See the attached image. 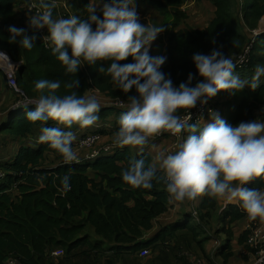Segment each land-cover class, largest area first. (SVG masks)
Segmentation results:
<instances>
[{
    "label": "trees",
    "instance_id": "trees-1",
    "mask_svg": "<svg viewBox=\"0 0 264 264\" xmlns=\"http://www.w3.org/2000/svg\"><path fill=\"white\" fill-rule=\"evenodd\" d=\"M67 1L71 16L87 18L89 0ZM192 1L199 3L201 0H136L137 12L143 7L153 10L158 16L154 26L164 29L166 62L161 71L175 86L185 82L191 73L190 86H194L202 79L192 62L194 54L208 55L219 50L235 60L252 44L247 67L235 69L242 79L250 80L256 64L264 63L260 54L264 52V34L254 38L251 34L264 19V0H206L214 11L204 29L186 25L188 16L181 7ZM28 2L0 0V49L6 51L12 61L22 63L17 84L27 98L38 99L40 93L35 89V82L41 79L59 80L61 87L57 94L60 96L72 91L78 96L89 95L90 89H94L104 98L129 102V97L137 95L134 88L124 93L112 81L106 71L111 61L97 62L94 66L85 64L76 73H67L65 66L51 54L49 47L41 43L36 33L16 21V7ZM53 16L58 18L55 9ZM61 16L68 18L69 14ZM10 25L24 28L28 36H36L30 51L9 43L7 28ZM131 62L128 57L119 63ZM101 64L105 67L104 72L98 71ZM75 80L78 83L73 89L65 87ZM1 86L8 88L4 78L0 80ZM13 103L2 109L0 145L8 142L18 147L23 140L27 142L31 136L36 137L42 124L27 120V113L34 110L24 112L23 106L12 108ZM263 105L264 77H261L260 86L255 90L246 86L234 95L224 90L218 92L208 100L203 120L208 122L211 109L232 125L251 122L257 119L255 112ZM123 111L101 106L98 116L105 122L106 116H120ZM183 112L184 109L178 110V115ZM44 126L57 125L50 120ZM77 127L74 125L75 129L71 130L75 131ZM98 132H87L80 137L100 135ZM132 158H143L146 166L151 165L146 154L133 155L127 148H115L110 154L99 155L85 163L65 165L60 154L47 144L20 145L13 159L5 158L0 163L5 177L0 181V264L9 258L22 264H195L197 259L213 264L211 258L218 259V264H228L233 254L231 229L241 220L249 222V230L239 235L237 243L251 255L257 254V248L247 244V240L259 218L249 220L238 204H227L222 218L218 212V199L209 196L200 197L199 213L190 210L183 221L178 220L146 237L154 227L153 222L168 211L171 196L163 180L154 181L150 190L134 189L124 183L121 171ZM65 174L70 175L71 190L62 195L60 179ZM158 175L163 176L162 173ZM246 186L264 190V177H257ZM209 226L217 227L216 235L225 236L220 248L214 247L217 251L212 253H207L204 248V243L211 238ZM202 233L208 236L202 237ZM57 249L62 250V257L51 260L50 252ZM144 250L150 253L146 261L140 260Z\"/></svg>",
    "mask_w": 264,
    "mask_h": 264
},
{
    "label": "clouds",
    "instance_id": "clouds-1",
    "mask_svg": "<svg viewBox=\"0 0 264 264\" xmlns=\"http://www.w3.org/2000/svg\"><path fill=\"white\" fill-rule=\"evenodd\" d=\"M37 7L40 11L28 14V26L34 31L47 30L43 39L67 73L74 74L85 64L111 61L106 71L117 87L124 93L135 89L137 95L129 97L127 109L119 116L116 145L133 146L143 152L149 140L162 132L180 137L174 150L155 154L159 168L156 163L146 166L143 158L129 160L121 171L124 183L134 189L150 190L154 181L163 180L166 191L177 202L209 196L238 204L249 220L264 218V191L246 186L264 177V121L232 125L210 109L208 122L203 117L190 122L189 111L197 103L207 104L221 90L230 95L246 86L255 90L264 77V65L256 66L250 80L242 79L235 72L236 62L221 51L197 53L192 62L202 79L190 86V73L185 82L175 86L161 71L166 57L150 55L152 42L164 29L139 22L136 0H89L86 19L77 15L54 18L57 0H39ZM7 32L9 43L29 51L34 47L36 36L26 35L24 28L10 25ZM128 57L131 63H119ZM98 71H105L103 64ZM77 83L75 80L65 87L73 89ZM60 87L59 80L35 82L40 95L33 101L34 111L28 112L26 118L41 122L40 143L55 150L65 163H79L73 149L77 137L71 129L74 125L94 126L101 105L95 96H78L75 91L60 96ZM180 109L186 110L184 118L178 115ZM50 120L57 126H44ZM60 184L61 194H67L71 190L70 175L65 174Z\"/></svg>",
    "mask_w": 264,
    "mask_h": 264
},
{
    "label": "crops",
    "instance_id": "crops-1",
    "mask_svg": "<svg viewBox=\"0 0 264 264\" xmlns=\"http://www.w3.org/2000/svg\"><path fill=\"white\" fill-rule=\"evenodd\" d=\"M192 3H190L189 5H191ZM188 5V6H189ZM185 7L184 11L187 13L188 19L186 20V22L189 20V12H194L192 13V15H195L194 20L199 21L201 20V25L202 26H195L196 29H204L208 23L210 22V20L213 17V8L210 5V3H208L206 0H201V3L198 6H191L190 7V11L187 9V7ZM21 7H25V5H22ZM19 9V8H18ZM24 8L20 9L19 11H17L18 15L16 18L17 22H20L21 24H23L24 26L28 27V22H27V17L28 15L25 13V10H23ZM144 9V11H143ZM23 10V11H22ZM142 10V11H141ZM141 10H139L138 16H139V22L142 24H148L150 26H154V23L157 24L158 23V16L156 13H152L153 10L149 9V8H141ZM155 17V20H153V18ZM153 21V25L150 23L149 20ZM187 25V24H186ZM195 25V23H190V26ZM264 25V19H261L260 22L258 23V27H261ZM31 29V28H30ZM32 30V29H31ZM45 34L47 35V30L46 29H42ZM33 32L36 33L38 31H34ZM38 38V37H37ZM41 41V38H38ZM42 43V41H41ZM159 47H161V49H159ZM159 49V52L157 54H155V52L157 51L156 49ZM150 55L152 56H165L166 57V43L163 37V32H161L160 34H158L156 40H154L150 46ZM261 58V55H259L258 57V61ZM262 60H264V55H262ZM262 63V61H260ZM259 62V63H260ZM260 65V64H259ZM264 65V63L262 64ZM8 90H6L5 88H3L2 86L0 87V113L2 117L4 115V112L2 111V109L4 107L9 106L14 100V96L12 98V95L14 94L12 91L10 93L6 92ZM92 95L95 96L97 98V100L99 101L100 105L104 108H107L105 101H104V97L102 96V94H100L98 91L94 90L92 91ZM255 116L257 117V120L260 121H264V105L258 109L255 112ZM3 118V117H2ZM118 120H119V115H108L106 116V120L105 122L101 121V118H99V120L96 122V124L94 126H90L87 128H79V126L77 127V129L73 132L78 133L80 132V134L77 137L78 138L84 134L87 133L89 131H100V140L97 143V145L94 147L95 149H99L101 151V155H107L110 154L115 148H121V149H125L127 148L131 154L136 155V154H141L144 153L146 154L150 160H151V164L156 163L157 167L159 168V162H156L154 160L155 154L157 152L160 151H170L171 149V145H172V140L170 138H162V139H150L149 140V144L147 146H145V149L143 152H138L137 148L133 147V146H118L114 143L115 141V136L116 133L119 129V124H118ZM104 132V133H102ZM99 133V132H98ZM41 134L40 130L37 131L36 133V137L31 136L29 138V140L27 142H24V140L22 142H20V145H25L28 144L29 146H37L39 144L38 141V136ZM75 141L73 144V149L77 152L78 156H79V161H81L82 163L87 162L86 161V157L91 153L90 150H80L78 149V141ZM3 143L0 145V163L4 162L5 158H10L13 159L17 149L19 148L16 147L14 148L13 145L11 148H9V146L5 147V145H3ZM9 152V155L7 156V153ZM162 173V172H159ZM163 174V173H162ZM94 177H96L95 175H93ZM264 191V190H262ZM192 202L194 201H188L185 200L183 202H177L175 201L172 197H170V201H169V209L166 212V214H164L163 216H160L159 218H157L153 223H154V227L153 229L148 232L146 234V237H151L153 235L156 234V232L160 229V228H164V227H168L173 225L176 221L180 220L183 221L185 219V216L187 215V213L192 210L191 209V205ZM218 203V212L220 213L221 217L223 218V211L226 207L227 204H236V203H227L225 200H221L218 199L217 200ZM158 222V225H156V223ZM165 222V223H164ZM219 224L222 226V222L219 221ZM258 226L261 227V230L264 233V218H259L258 222H257ZM232 232H233V236L231 239V247H232V257L229 259L228 264H254L255 263V259H256V255H251L250 253L246 252L243 246L238 245L237 243V238L239 237V235L245 231V230H249V222L247 220H241L236 222L233 226H232ZM218 238H222L221 242L218 240V242L221 244L225 238L224 235H216ZM215 240H217L215 238ZM206 242H208V245L206 244ZM204 243V248L206 250V252L208 253H212L214 251H217V248H214V240H207ZM263 247H264V243H263ZM220 247H218L219 249ZM244 256H246V258H244ZM195 264H205L204 261H199L197 260L196 262H194ZM218 259H217V262Z\"/></svg>",
    "mask_w": 264,
    "mask_h": 264
},
{
    "label": "built area",
    "instance_id": "built-area-1",
    "mask_svg": "<svg viewBox=\"0 0 264 264\" xmlns=\"http://www.w3.org/2000/svg\"><path fill=\"white\" fill-rule=\"evenodd\" d=\"M39 3V0H29L27 4V9L30 14H36L40 9L37 7ZM55 11L57 13V17H63L61 16L64 13L69 14V8H68V1L67 0H57V7L55 8ZM251 34L254 37L264 34V25L261 27L256 28L255 30L251 31ZM46 34L44 31L41 29L37 32V37L41 38L42 44L48 47L46 44V41L43 39V37ZM252 44L248 45L243 52L236 57L234 60L237 64L236 69H245L249 63V53L251 50ZM0 53H3L5 56H0V70L3 73L4 79L6 81V84L9 89H11L13 92L16 93L17 97H19L18 102H16L15 107L19 106H34L33 101L36 99L32 98H27L24 93L19 89L18 87V78H17V73H19V68L21 66V62H14L11 60L10 56L8 53L2 49H0ZM242 61V62H241ZM89 95H92L91 91L88 93ZM129 102H125L124 100L121 99H108V105L107 107L111 108H116V109H121V110H126L127 105ZM191 113V121L190 122H195L198 118L204 117L206 111H207V104L205 105H200L197 103L196 107L192 108L189 110ZM186 114V110L180 115L181 118H184ZM182 135L186 136V133H183ZM164 136H168L173 140V145L171 146L170 151L175 149V146L180 142V137L179 136H174L169 132H162L160 135H157L154 138H162ZM100 140V135L99 134H89L87 136L81 137L80 140H78V147L80 149L84 150H90L91 153L86 157V161H91L95 158H97L99 155H101V151L99 149H95L94 147L97 145V143ZM82 163L79 161V163L72 162V163H65V165H73V164H80ZM4 173L2 170H0V181L3 180ZM264 233L261 230L260 226H255L249 235V238L247 240V244L257 248V254H256V259L254 264H264ZM214 246L215 247H220V243L217 240H214ZM147 251L144 250L140 253L141 257H145L147 255ZM2 264H22L18 262L15 259H6Z\"/></svg>",
    "mask_w": 264,
    "mask_h": 264
},
{
    "label": "rangeland",
    "instance_id": "rangeland-1",
    "mask_svg": "<svg viewBox=\"0 0 264 264\" xmlns=\"http://www.w3.org/2000/svg\"><path fill=\"white\" fill-rule=\"evenodd\" d=\"M69 1H75V0H69ZM190 3H192L191 5H189ZM201 3V1L198 3V2H195V1H192V2H186L181 8H182V10H184L185 9V7L186 6H188L187 7V9L190 11L191 9H190V7L191 6H198L199 4ZM22 5H25V7H21ZM73 7H77L76 6V3H74V5H73ZM19 8V9H18ZM22 8H24L23 10H25V13L28 15L29 14V12H28V9H27V5L26 4H20V5H18L17 7H16V9H17V11H19L20 9H22ZM78 9V8H77ZM22 10V11H23ZM69 11H71L70 10V8H69ZM152 13L154 14L155 12L154 11H152ZM192 13H194V12H189V15H190V17H189V20L186 22V24L188 25V26H190V23H195V25H192V27H195V26H202L201 25V20H199V21H197V23H196V21L194 20V17H195V15H192ZM158 18V17H157ZM153 20H155V17L153 18ZM150 21V23L153 25V21L150 19L149 20ZM160 22H161V19H160ZM15 25H16V23H15ZM19 25V24H18ZM17 26V25H16ZM24 27V26H23ZM45 33V32H44ZM159 49H161V47H159ZM159 49L157 48L156 50V52H155V54H157L158 52H159ZM261 55H264V52L263 53H260ZM262 65L263 64V62L261 63H257L256 65ZM18 74L19 73H17V78L19 77L18 76ZM3 76H2V73H0V80H3ZM6 90H8V88L6 89ZM12 90L10 89V90H8V91H6V92H8V93H10ZM90 91H91V93H92V91H93V89H90ZM13 92V91H12ZM14 94L12 95V98H13V96H14V98H15V102L17 101H20L19 100V97H17V95H16V93L15 92H13ZM108 99L109 98H104V101H105V104H106V106L108 105ZM13 101V102H14ZM12 102V103H13ZM13 103L11 106H12V108H14L15 107V104L16 103ZM10 106V107H11ZM35 109V107H33V106H25V107H23V111L24 112H27V111H29V110H34ZM80 128V127H79ZM75 128H72V130H74ZM90 133H91V131H89ZM75 133V132H74ZM80 134V132H78V133H76V135L78 136ZM33 137H34V135H33ZM80 138L81 137H79L78 138V140H80ZM171 139V138H170ZM77 140V141H78ZM172 140V139H171ZM12 145H13V147L14 148H16V146L14 145V144H11V143H8V142H6L5 143V147H7V146H9V148H11L12 147ZM172 145H173V140H172ZM171 145V146H172ZM78 149H80V148H78ZM80 150H83V149H80ZM75 151V150H74ZM49 159H52V156L51 157H49ZM223 201V200H222ZM199 203H200V197H198L194 202H192V205H191V209L194 211V214H197V213H199ZM192 220H194L193 218H192ZM165 223V222H164ZM191 224H194L193 222H190ZM156 225H158V222L156 223ZM215 228H217V227H215V226H209L208 227V231H209V234H211V238H209V240H211L212 241V239H217V240H219L220 242H221V239L223 238H218L217 236H215L216 234H215ZM205 232V231H204ZM207 234V233H206ZM206 234L205 233H202L201 234V236L202 237H205L206 236ZM207 236H208V234H207ZM206 244L208 245V242H206ZM148 252V251H147ZM62 254H63V252H62V250H59V249H57V250H54V251H52V252H50V254H49V258L51 259V260H56L57 258H59V257H62ZM149 252L147 253V255L145 256V257H141L140 256V260H142V261H146L147 260V258H148V256H149ZM191 256V255H190ZM194 259V258H193ZM190 260H192V258H190ZM197 260H199L200 261V259H197ZM211 260H212V263L213 264H218V263H216L217 262V260L215 259V258H211ZM205 262V261H204Z\"/></svg>",
    "mask_w": 264,
    "mask_h": 264
},
{
    "label": "water",
    "instance_id": "water-1",
    "mask_svg": "<svg viewBox=\"0 0 264 264\" xmlns=\"http://www.w3.org/2000/svg\"><path fill=\"white\" fill-rule=\"evenodd\" d=\"M18 76H19V74H18Z\"/></svg>",
    "mask_w": 264,
    "mask_h": 264
}]
</instances>
